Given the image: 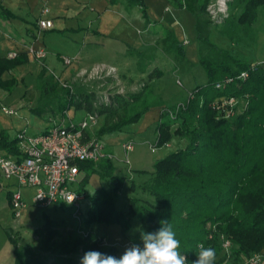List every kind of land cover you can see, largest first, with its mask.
I'll return each instance as SVG.
<instances>
[{
    "label": "trees",
    "instance_id": "trees-1",
    "mask_svg": "<svg viewBox=\"0 0 264 264\" xmlns=\"http://www.w3.org/2000/svg\"><path fill=\"white\" fill-rule=\"evenodd\" d=\"M115 1L119 0H111ZM207 1L200 0V11H204ZM124 2L127 6L139 5L143 14L148 16L144 0ZM179 4L191 6L182 0ZM233 4L239 9L238 13L224 19L219 24V31L231 40L240 41L241 31L244 36H251L254 32V23L264 11V0H234ZM201 34L199 31L198 37L209 45L205 56L201 57L208 73L207 83L197 84L192 91L194 99L177 110L178 127H172L169 117L156 123V146L166 145L175 135L188 138V143L156 158L152 170L143 169L149 172V177L139 185L135 194L129 196L123 208L115 204L118 191L125 185V178L131 182L133 190L137 182L130 176L116 174L114 160L105 159L96 164L79 162L83 169L89 168L92 173L98 174L100 180H107L111 187L101 185L89 192L86 185L91 172L81 178L80 191L91 200L87 215L82 218L88 230L86 236H79L76 240L60 239L61 231L47 214L43 227L37 229L41 238L40 249L44 253L30 257L29 247L11 231L16 264H81L83 256L79 259V252L90 250L119 258L118 247L112 243L104 244V235H99L91 224H119L126 233L132 227V217L140 223L137 241L141 247V231L155 232L161 227V221H168L181 241V252L187 256L188 264L197 259L195 252L200 243L216 251L215 264H241L255 252L263 256L264 65H252ZM25 54L20 52L13 58L0 55V88L14 91L18 79L16 76L7 78L5 73L25 63ZM242 71L248 72L247 77L239 76ZM38 75L42 95L39 99L41 106L35 109L41 112L57 100L56 109L62 115L70 107L105 113L106 120L99 126L97 137L121 129L126 123L138 122L149 108V104H145L132 114L117 118L116 110L126 108L131 101H139L140 92H132L128 98L119 92L109 93L105 102L98 105L93 92H76L71 87L58 85L57 80L54 81L44 69ZM161 75L163 71L154 66L148 78ZM219 81L223 82L221 88L216 86ZM223 95L247 96V109L226 118L212 106V102ZM49 129V125L45 126L42 133ZM0 149L16 152L17 137L2 129ZM227 238L231 243L228 250L222 246Z\"/></svg>",
    "mask_w": 264,
    "mask_h": 264
},
{
    "label": "rangeland",
    "instance_id": "rangeland-1",
    "mask_svg": "<svg viewBox=\"0 0 264 264\" xmlns=\"http://www.w3.org/2000/svg\"><path fill=\"white\" fill-rule=\"evenodd\" d=\"M186 1L188 6L189 4L191 6L184 9L173 10L172 8L175 15L174 23L166 19L162 24H159L157 15L149 11L148 16H145L139 6H124L119 13L118 11L111 13L109 20L104 23L105 35L100 37L104 41L105 47L94 48L93 55L95 57L102 55L107 62L116 63L122 70L126 68L128 73L124 76L117 68L116 71L108 75L106 69L94 71L96 64L78 67L74 59H71L72 62L65 67L64 63L57 59L58 53H64V55L73 58L74 49H82V45L88 51L89 48L86 47L84 41L74 31L63 32L59 29L60 20L55 22L57 26L54 30L44 31L34 26L35 31L44 39L48 47L46 61L51 67L45 66L42 61L40 65L36 64L29 67L28 72L24 74L25 77L18 74L22 81L18 85L16 84L13 92L14 102L11 103V100H7L5 103L13 112H6L3 104H0V131L4 128L13 137L16 136L19 129L23 128L28 135L41 134L45 126H51L57 120L68 119V117L78 120L85 116V111L74 109V107H70L65 115H62L56 109L57 100H54V103H49L48 107L41 112L35 109L36 106H41L39 99L42 92L38 87L41 80L38 74L42 69L46 71L47 75L53 76L58 85L71 87L76 92H93L98 105L102 101L105 102L109 93L119 92L128 98L130 93L140 92L139 101H131L129 105H126V108H118L116 117L130 115L134 110H139L143 105L149 104V108L142 118L138 122L126 123L121 129H115L111 133L107 132L99 136L107 143L109 150L116 155L113 161L115 173L123 175V177L130 176L139 183L147 173L138 172L139 170L144 168L152 170V162L158 155L162 156L164 150L182 148L188 143V138L175 135L172 137L173 142L169 141L166 145L156 146L158 134L156 123L161 118L167 119L169 117L172 120V127H178L179 119L175 117L177 110L194 99L195 93L192 91L197 84L207 83L208 73L203 67L201 57L205 56L209 45L198 37L199 31L203 37L207 36L218 46L228 48L231 53L244 58L247 62L250 61L252 65H264V11L261 12L258 21L254 23L252 35L244 36L241 31L239 34L241 40L237 41L229 39L228 36L219 31V24L239 11L238 8L233 7L234 0H208L204 11L199 9L200 0ZM72 22V20L69 21V23ZM98 23L96 21L93 26ZM81 32V37L86 35L85 32ZM74 39H77L79 44ZM89 54H92V50H89ZM154 66L161 69L163 75L156 76L155 80L149 84V73ZM236 97V112H243L247 109L248 98L245 95ZM106 115L105 113L99 114L95 124L91 125L90 128L94 130L95 135L99 126L106 120ZM230 117L233 116L226 118ZM144 120L145 123L148 120L149 122L153 120L156 123L144 127L142 124ZM127 140H132L135 146L126 155L123 152L122 143L127 142ZM88 172H91L89 168L84 169L79 173L78 178H83ZM89 177L87 190L92 192L96 189L95 184L92 183L93 177L97 178L96 173L91 172ZM6 182L7 180H5ZM100 183L111 188L105 179H101ZM135 190L131 188V182L125 178V185L120 188L117 194L116 206L118 208L126 207L129 196L135 194ZM89 203H91L90 197L85 196L81 200L80 218H77L75 214V207L66 203H62L59 207H57L58 205H49L44 208L33 204L25 211L34 213L31 219V216L28 218L27 228H25L21 225V219H25L29 215L22 213L18 216L15 213V208L11 206L12 204H8L5 192L1 193L0 262L16 264L17 255L14 251L15 244L10 238L11 231L19 237V241L29 247L30 257L43 252L40 249L41 238L37 229L43 227L45 223L44 213L47 212L50 213L54 224L61 231L60 239L76 240L77 237L83 236L82 231L87 233L88 230L85 229L82 218L87 215ZM131 223L132 227L128 231V235L134 232L136 234L133 235V240L124 243L121 240L115 242L116 237L113 233L114 225L112 224L93 222L91 227H94L100 235L104 233L108 239L104 238V244L112 243L118 247L120 257L131 244L139 243L137 241V234L140 229L139 220L132 217ZM79 253L80 259L85 253L82 251ZM262 259L261 264H264V253Z\"/></svg>",
    "mask_w": 264,
    "mask_h": 264
},
{
    "label": "built area",
    "instance_id": "built-area-1",
    "mask_svg": "<svg viewBox=\"0 0 264 264\" xmlns=\"http://www.w3.org/2000/svg\"><path fill=\"white\" fill-rule=\"evenodd\" d=\"M43 12H48L44 8ZM39 29L53 28L54 21L49 18L39 17ZM186 41V40H184ZM46 53L44 48L35 51V56L41 58ZM17 54L15 50L8 56L13 58ZM66 65L72 60L70 57L62 56ZM96 70H105L107 74L116 71V66L101 63L96 65ZM248 72L242 71L240 77H247ZM223 82L216 83L217 88H221ZM236 96L223 95L216 98L212 106L225 117L234 116L236 113ZM6 112H13L6 105L3 106ZM82 119L57 120L50 126L48 132L28 135L25 129H20L17 134L18 150L13 152L9 149H0V186H5V180L14 178L17 189L10 192V200L15 213L19 216L22 209L28 205L24 200V186L34 187L32 201L42 207L51 204H69L75 207L76 216L80 218V202L84 199L80 191L81 178L79 173L84 169L79 162L98 163L101 160H114L116 155L109 150L107 143L95 135L91 125L95 124L99 114L84 112ZM68 126H66V124ZM123 152L127 155L129 150L135 146L132 140L122 143ZM84 236L86 232L82 231ZM229 238L223 240L222 246L228 250L230 248ZM262 254L259 252L249 255L243 264H261ZM0 264H3L0 262Z\"/></svg>",
    "mask_w": 264,
    "mask_h": 264
},
{
    "label": "crops",
    "instance_id": "crops-1",
    "mask_svg": "<svg viewBox=\"0 0 264 264\" xmlns=\"http://www.w3.org/2000/svg\"><path fill=\"white\" fill-rule=\"evenodd\" d=\"M144 1L148 6L146 12L149 14L150 11L153 12L155 15H157L159 18L158 19L159 24H162V22H164L166 19L174 23L175 15L172 12V8L174 10L177 8L184 9L187 7L186 5L181 6L179 4L180 0H144ZM182 1L184 3L187 2L186 0H182ZM124 6H127L124 0H119L118 2L117 1L111 2V0H0V55L8 56L10 52H13V50H15L17 54L20 52L26 53L25 55L27 57V61L25 63L23 62L18 64L11 71L8 70L5 73V76L7 78L10 77L13 78L14 76H16V78L18 79L17 81V85H18V83H21L22 81V78L18 76V74L25 77L24 74L28 72L29 67L36 64L40 65L42 61H43L42 63L45 66L51 67L46 61L48 47L46 46L44 39L41 38L34 29V26H36V28H38L39 26L38 25L39 17L49 18L54 21L53 28L43 29L44 31H47L48 29L54 30V28L57 26V24L55 25V22L60 20L61 25H59L60 26L59 29L63 30V32L67 30L74 31L76 32V34H78L79 38H81L82 41H84L86 47L89 48L87 49L88 51H86L84 48L85 46L82 45L83 46L82 49L80 48L74 49L75 50L73 52L74 57L71 58L75 60L78 67L95 65V64L100 65L101 63H106V65L116 66V68L123 76L126 75L128 73V71L125 70L126 68L122 70L120 69V67L116 65V63L107 62L102 55L98 57L97 56L95 57L93 55L94 48L100 49L101 47L103 48L105 47L104 41L102 40V38L100 39V37H103L105 35V31H103L104 23H106L107 20H109L111 13H114L115 11H118L119 13L120 11H122ZM135 6H139V5H135ZM44 8H48V12H43ZM70 20H72L73 22L69 23ZM96 21H98L99 23L93 26ZM81 31L85 32L86 35H83V37H81L82 35ZM74 40L77 44H79L77 39ZM41 48H44L46 53L43 56H41V58H37V56H35L34 53L36 50H39ZM89 50H92V54H89ZM63 55L64 53H58L56 57L58 60H61L66 67L68 65H66L64 60L62 59ZM64 56L70 57L66 55ZM151 72L152 70L150 71V73ZM154 80L155 77L149 79V84L152 83V81ZM13 90L15 91V89ZM14 91L1 87L0 104H3V106L6 105L5 103L7 102V100H11V103H13ZM154 123L156 122H154L153 120L150 122L148 120L147 123H145L144 120L142 124L145 127V125L154 124ZM3 130L6 129L3 128ZM173 140L174 139L172 138L171 142H173ZM169 151L164 150L163 155L168 154ZM158 157L160 156L158 155L156 158ZM142 170H139L138 172H142ZM144 172L146 173L147 171ZM149 175H150L149 172H147L146 175H144L145 177H143V179L139 183L136 181L137 185L135 189H138L139 185L145 179H147ZM96 176L97 178L93 177L92 183L95 184L96 188H99L101 187L100 186L101 183L98 174H96ZM15 185H16V181L13 179V180H7L5 186L2 187L0 186V194L5 192V198L9 205L12 204L10 200V192H12L13 189H17V186ZM24 188H25L23 194L24 200L28 202V205L22 209V213L23 214L26 213L29 216L25 219L24 218L21 219V225L22 227L27 228L26 223L29 220L28 218L31 216L30 217L31 219L34 213L32 214L28 211L27 212L25 211L33 204H35L31 199L32 194L35 191V188L34 187L31 188L28 186H24ZM51 205H56V204H51ZM60 205L58 206L56 205V206L59 207ZM47 214L48 212L44 213L45 219ZM49 216L52 218L50 213ZM113 225H114L113 233L115 234L116 237L115 242H117V240H121L124 243L127 242L128 240L131 239L133 240V235H135L136 232L132 233L131 235H128V231L126 233L123 232L121 230L122 227L119 224H113ZM101 235H104V233ZM104 238H106L105 235ZM137 244L140 245V243Z\"/></svg>",
    "mask_w": 264,
    "mask_h": 264
},
{
    "label": "clouds",
    "instance_id": "clouds-1",
    "mask_svg": "<svg viewBox=\"0 0 264 264\" xmlns=\"http://www.w3.org/2000/svg\"><path fill=\"white\" fill-rule=\"evenodd\" d=\"M160 223L161 227L155 232L141 231L142 247L133 243L119 258L90 250L83 255L81 264H188L172 225L168 221ZM195 254L197 259L191 264H215L216 251L204 243L197 245Z\"/></svg>",
    "mask_w": 264,
    "mask_h": 264
}]
</instances>
